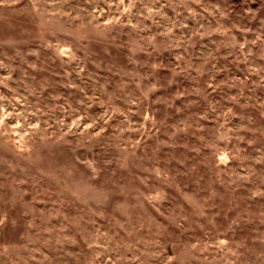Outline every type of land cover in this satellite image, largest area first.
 I'll list each match as a JSON object with an SVG mask.
<instances>
[{"label": "rangeland", "instance_id": "rangeland-1", "mask_svg": "<svg viewBox=\"0 0 264 264\" xmlns=\"http://www.w3.org/2000/svg\"><path fill=\"white\" fill-rule=\"evenodd\" d=\"M0 264H264V0H0Z\"/></svg>", "mask_w": 264, "mask_h": 264}]
</instances>
